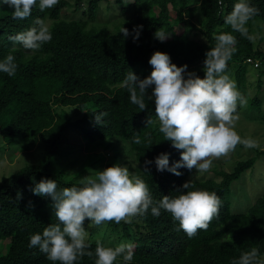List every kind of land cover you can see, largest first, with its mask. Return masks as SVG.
Masks as SVG:
<instances>
[{
  "label": "trees",
  "instance_id": "trees-1",
  "mask_svg": "<svg viewBox=\"0 0 264 264\" xmlns=\"http://www.w3.org/2000/svg\"><path fill=\"white\" fill-rule=\"evenodd\" d=\"M102 1L59 0L41 12L37 0L26 19H13L12 11L0 15V62L11 54L17 65L14 76L0 72V136L7 145L17 137L23 139L22 150H31L37 142L43 145L36 164L25 165L0 181V264H60L48 260L38 247L28 246L31 235L42 234L45 227L57 223L51 215V197L35 195L31 188L41 179L55 180L58 190L80 187L85 176H94L92 165L104 161L103 153L95 152V148L108 136L128 143L137 163L135 175L148 185L154 201L164 195L178 196L180 191L205 190L220 198L219 215L206 231L198 230L192 238L178 230V222L163 209L159 217L149 208L146 214L132 217L131 223L104 222L101 234L95 228L89 232L84 225L85 243L89 245L86 251H92L93 256L78 258L75 264H95L97 242L114 249L122 240L133 245L134 256L128 264H232L253 247L263 257L264 193L243 213H231L229 201L231 182L253 165L255 157L237 161L230 171L215 164L211 175L199 179L188 178L191 171L183 167L180 176L158 171V155L167 153L171 165L180 159L181 150L164 140L159 131L154 99L145 97L147 108L140 110L131 103L129 92L120 87L131 71L140 79L149 76L153 68L148 61L157 50L167 53L178 67L187 65L188 70L203 66L205 53L215 47L214 36L229 33L236 37L237 50L224 74L235 81L240 93L244 92L248 87L246 67L251 64L246 58L258 59L259 68L264 63V51L256 41L259 48L254 49L253 41L224 22L239 0H223L222 8L220 0H199L197 6L192 0H105L106 14L100 18ZM247 2L259 9L250 21H264V0ZM38 18L51 21L48 27L52 35L39 50H26L9 39L36 26ZM136 26L142 28L134 41ZM123 27L129 36L120 33ZM259 27L261 24H256V29ZM156 30L170 33L169 38L159 41L154 37ZM195 68L192 72L203 78L204 70ZM151 91L149 88L146 95ZM257 98L255 95L252 105L258 108ZM68 106L78 110L80 117L66 111ZM93 113L106 114L101 124L95 123ZM69 129L81 132L86 157L93 155L96 163L71 156L74 148L65 142ZM137 135L140 144L133 143ZM145 161L152 163L146 165ZM187 181L191 187L182 189ZM106 239H111V245L105 244ZM114 264H124L122 257Z\"/></svg>",
  "mask_w": 264,
  "mask_h": 264
},
{
  "label": "clouds",
  "instance_id": "clouds-1",
  "mask_svg": "<svg viewBox=\"0 0 264 264\" xmlns=\"http://www.w3.org/2000/svg\"><path fill=\"white\" fill-rule=\"evenodd\" d=\"M59 0H39V10L53 8ZM221 8L223 0H220ZM7 5L13 9V19H26L32 14L37 0H0V7ZM259 14V9L247 0H239L233 10L225 17V24L235 32L254 41L246 27L249 20ZM34 27L20 32L9 39L19 42L26 50L36 51L51 41L49 27L42 19L35 21ZM142 26L133 29V40L138 39ZM124 37L130 35L125 27L121 32ZM170 33L156 30L154 37L161 42L168 39ZM215 47L205 53L203 61L204 77L195 72L187 71V65L177 66L171 62L170 56L162 51H154L149 59L153 70L150 75L140 79L133 71L126 74L120 87L130 94L131 103L140 110L147 108L144 98L154 99L155 114L158 118L159 131L164 140L180 151V159L169 164V155L161 153L155 158L158 171L167 170L176 176L182 173L180 168L189 171L195 169L207 173L213 159L227 156L238 144L246 149L260 147L258 141L251 138L242 139L235 131L239 119L238 102L241 106L247 103L246 98L237 90L235 81L224 74L228 61L236 52V37L229 33L215 35ZM14 56L9 54L0 62V72L14 76L17 65ZM247 59V58H246ZM257 67L259 61L250 57ZM254 61L257 65H254ZM151 88V95H146ZM94 114L95 123L101 124L105 113ZM151 123L147 120V124ZM133 143L140 144V137L133 138ZM152 161H145L151 164ZM147 171V168H145ZM81 186L64 187L58 190L53 179H41L31 191L38 196L51 197L52 208L57 223L45 227L42 234L30 236L29 248L38 247L46 254L47 259L60 264H75L78 258L85 255L92 257V251H86L89 245L85 243L87 231L85 219L92 225L99 226L104 222L121 221L131 223V218L144 215L151 208V214L159 217L161 209L171 214L189 238L194 237L198 230H207L214 217H218L221 200L214 192L205 190L180 191L175 197L164 195L159 201H154L148 185L139 177H131L129 169L119 164L98 170L94 176H85L80 181ZM187 181L182 189H189ZM95 264H114L122 257L124 264L132 261L133 245L122 243L113 248L104 247L99 242L95 248ZM232 264H264V257L259 249L251 248L243 252Z\"/></svg>",
  "mask_w": 264,
  "mask_h": 264
},
{
  "label": "rangeland",
  "instance_id": "rangeland-1",
  "mask_svg": "<svg viewBox=\"0 0 264 264\" xmlns=\"http://www.w3.org/2000/svg\"><path fill=\"white\" fill-rule=\"evenodd\" d=\"M111 1V0H109ZM193 5H198L199 0H192ZM86 2V0H85ZM106 1H102V8L100 10V18L104 17L106 6ZM115 5H112L113 13L116 11L114 9ZM13 11L7 5L0 7V15L6 12ZM51 21L49 19L45 20V24L49 26ZM256 24H261V28L256 29ZM251 25V26H250ZM246 27L252 30V35L255 37L253 41L254 49H261L264 51V21L256 18L252 21L249 20ZM261 36V37H260ZM259 45V47H257ZM258 60V59H257ZM259 61V60H258ZM190 68L187 71L192 72L194 69ZM195 69H203V66H198ZM264 69V63L260 64L259 68L253 67L252 64H247L246 73L248 80V87L245 88L244 92L241 94L246 98L247 103L241 106L238 102L237 112L239 119L235 125V131L240 135L242 139L251 138L258 141L260 147L254 149H246L243 144H238L234 151L230 152L227 156H222L218 159H213L212 166L207 173L197 172L192 169L188 175V178L199 179L202 177H208L213 172V167L215 164L221 165L222 169L230 171L235 163L239 160H244L249 157H255L253 165L241 173V175L233 180L229 187V201L231 213H243L246 212L255 199L264 193V74L262 73ZM232 80V78H230ZM257 84L261 85L262 89H259ZM257 96L260 100V106L257 108L253 106V98ZM74 118L80 117V112L75 110L74 107L68 106L64 107ZM82 115V113H81ZM67 142L70 147L74 148L71 152V156L77 157L82 162H88L89 158L94 163L96 157L93 155L86 157L88 151L85 148V141L81 135V132L69 129L65 133ZM15 138V137H14ZM23 139L19 137L15 138L12 143L5 144L4 139L0 136V181L4 176H8L21 167L28 164H36L43 152V145L37 142L31 150H22ZM95 148V152H101L104 156V161L99 164H93L92 170H94V175L98 170L102 171L105 168L119 164L121 166H126L129 169L130 178L138 177L137 174V163L134 160V155L132 151L128 148V143L124 140H120L115 136H108ZM96 163V162H95ZM136 164V168H135ZM81 165H79L78 170H81ZM72 167H77L74 165ZM69 168V169H72ZM138 170V169H137ZM84 177V176H83ZM81 176V178H83ZM54 215V212L51 213ZM90 221L86 220L84 225H86L88 231L90 232L94 228L99 234L103 232V228L100 227L104 225L103 223L99 226L92 225L89 227ZM130 240H122L117 244L129 243ZM105 244L111 245V239L105 240ZM2 249L4 247L1 246ZM264 257V256H263Z\"/></svg>",
  "mask_w": 264,
  "mask_h": 264
},
{
  "label": "built area",
  "instance_id": "built-area-1",
  "mask_svg": "<svg viewBox=\"0 0 264 264\" xmlns=\"http://www.w3.org/2000/svg\"><path fill=\"white\" fill-rule=\"evenodd\" d=\"M246 60L249 61V62H252V61H253V60L250 59V58H247ZM254 65L256 66V65H257V62L254 61Z\"/></svg>",
  "mask_w": 264,
  "mask_h": 264
}]
</instances>
